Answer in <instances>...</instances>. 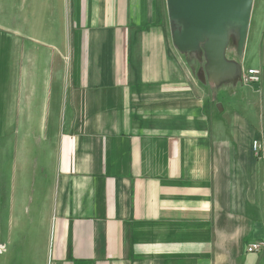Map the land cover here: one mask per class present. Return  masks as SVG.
Masks as SVG:
<instances>
[{"label":"crops","instance_id":"obj_1","mask_svg":"<svg viewBox=\"0 0 264 264\" xmlns=\"http://www.w3.org/2000/svg\"><path fill=\"white\" fill-rule=\"evenodd\" d=\"M11 7L12 40L51 45L67 65L49 86L40 156L13 150L19 172L0 173V264H264V250L247 253L264 240V0L239 62L236 24L179 50L168 0ZM241 67L261 84L243 85ZM9 73L0 119H14L11 98L35 119L34 83Z\"/></svg>","mask_w":264,"mask_h":264},{"label":"rangeland","instance_id":"obj_2","mask_svg":"<svg viewBox=\"0 0 264 264\" xmlns=\"http://www.w3.org/2000/svg\"><path fill=\"white\" fill-rule=\"evenodd\" d=\"M12 19L11 0H0V71L5 69L10 71V81L18 82L19 88L23 87L21 82L28 81L29 91H32L34 83V92L36 93L34 112L36 118L34 119L33 117V107L31 104H27V99L25 104H21L16 103L15 98H11L12 103L9 105L10 114L8 117H13L14 119H0V135H2V132L4 134V137H0V164H5L4 169H0V173L2 172L5 178L15 175V172H19V170L12 168L11 164L12 160L18 159V155L14 151L23 148L25 152L30 151V158H38L40 156V152L45 145L44 138L47 125V120L45 119L47 111L46 98L50 91L49 86L55 79L57 71L62 70L67 65V58L57 57L56 48L51 45L43 46L27 40L13 41ZM24 21L22 20L21 24ZM15 23H19L18 18L15 19ZM252 41L253 34L249 31L244 58L246 56L247 58H252ZM14 49L21 55H8ZM23 53L25 56H23ZM244 58L239 56L238 59L235 55L232 60L239 62V60ZM25 70L29 72L28 78L26 77L27 75H24ZM27 85H24L25 92H27ZM13 109H16V111H11ZM0 112H2L1 107Z\"/></svg>","mask_w":264,"mask_h":264},{"label":"water","instance_id":"obj_3","mask_svg":"<svg viewBox=\"0 0 264 264\" xmlns=\"http://www.w3.org/2000/svg\"><path fill=\"white\" fill-rule=\"evenodd\" d=\"M168 4L171 20L180 24L173 33L174 44L179 50H197L195 34L206 44L213 33L219 35L226 26L236 24L239 30L232 26L228 33L236 37L238 32V54L241 58L244 56L254 0H168ZM195 28L197 30L193 31ZM240 72L242 77V67Z\"/></svg>","mask_w":264,"mask_h":264},{"label":"built area","instance_id":"obj_4","mask_svg":"<svg viewBox=\"0 0 264 264\" xmlns=\"http://www.w3.org/2000/svg\"><path fill=\"white\" fill-rule=\"evenodd\" d=\"M262 82V72L259 69L248 68L243 70L242 83L247 87H255ZM253 151L257 157L262 155V147L259 143L253 144ZM264 250V240L251 243L247 248L248 254H258ZM4 252V248L0 247V254Z\"/></svg>","mask_w":264,"mask_h":264}]
</instances>
